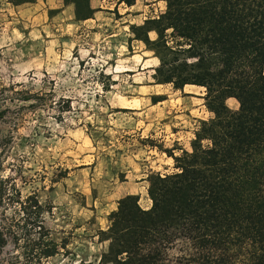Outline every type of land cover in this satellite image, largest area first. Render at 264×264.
I'll use <instances>...</instances> for the list:
<instances>
[{"label": "rangeland", "instance_id": "obj_1", "mask_svg": "<svg viewBox=\"0 0 264 264\" xmlns=\"http://www.w3.org/2000/svg\"><path fill=\"white\" fill-rule=\"evenodd\" d=\"M165 9V0H0V264H106L101 231L119 200L138 195L148 208V177L177 171L169 154L190 150L212 118L204 87L155 80L159 59L143 40L157 39L150 20ZM9 229L58 251L29 258L21 242L13 252Z\"/></svg>", "mask_w": 264, "mask_h": 264}, {"label": "trees", "instance_id": "obj_2", "mask_svg": "<svg viewBox=\"0 0 264 264\" xmlns=\"http://www.w3.org/2000/svg\"><path fill=\"white\" fill-rule=\"evenodd\" d=\"M165 2L164 13L150 20L157 39L143 40L159 59L155 80L175 89L204 87L213 116L199 122L190 150L169 154L177 171L148 177V208L138 195L119 200L101 231L108 242L102 261L264 264V0ZM229 98L237 100L236 110ZM9 231L13 252L21 242L29 258L58 251L48 237L50 247L39 250V241L22 237L29 230ZM5 232L1 227L0 246Z\"/></svg>", "mask_w": 264, "mask_h": 264}, {"label": "crops", "instance_id": "obj_3", "mask_svg": "<svg viewBox=\"0 0 264 264\" xmlns=\"http://www.w3.org/2000/svg\"><path fill=\"white\" fill-rule=\"evenodd\" d=\"M68 7L69 6H67V9H68ZM64 12H65V10L63 9L59 12V14L64 13ZM65 13H67V18H66L67 20H72L74 18V14L72 11L71 12H65ZM196 88H197V86H195V85H186L184 87L185 91H187V92H193L194 90H196Z\"/></svg>", "mask_w": 264, "mask_h": 264}]
</instances>
